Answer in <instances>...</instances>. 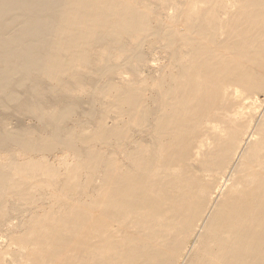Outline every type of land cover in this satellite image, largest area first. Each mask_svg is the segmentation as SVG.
Returning a JSON list of instances; mask_svg holds the SVG:
<instances>
[{
  "label": "bare ground",
  "instance_id": "obj_1",
  "mask_svg": "<svg viewBox=\"0 0 264 264\" xmlns=\"http://www.w3.org/2000/svg\"><path fill=\"white\" fill-rule=\"evenodd\" d=\"M0 264H264V0H0Z\"/></svg>",
  "mask_w": 264,
  "mask_h": 264
}]
</instances>
